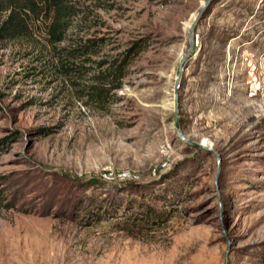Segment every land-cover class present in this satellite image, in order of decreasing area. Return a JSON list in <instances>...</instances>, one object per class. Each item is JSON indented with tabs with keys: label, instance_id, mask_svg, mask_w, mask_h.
Here are the masks:
<instances>
[{
	"label": "rangeland",
	"instance_id": "rangeland-1",
	"mask_svg": "<svg viewBox=\"0 0 264 264\" xmlns=\"http://www.w3.org/2000/svg\"><path fill=\"white\" fill-rule=\"evenodd\" d=\"M204 2L0 36V264H264V0L207 5L177 131Z\"/></svg>",
	"mask_w": 264,
	"mask_h": 264
},
{
	"label": "trees",
	"instance_id": "trees-1",
	"mask_svg": "<svg viewBox=\"0 0 264 264\" xmlns=\"http://www.w3.org/2000/svg\"><path fill=\"white\" fill-rule=\"evenodd\" d=\"M0 4L5 5L6 12L0 21L2 38L25 35L30 25L35 26L36 22H42L46 24L47 34L58 43L63 41L68 20L75 14L72 0H5L0 1Z\"/></svg>",
	"mask_w": 264,
	"mask_h": 264
},
{
	"label": "water",
	"instance_id": "water-1",
	"mask_svg": "<svg viewBox=\"0 0 264 264\" xmlns=\"http://www.w3.org/2000/svg\"><path fill=\"white\" fill-rule=\"evenodd\" d=\"M212 0H205L203 6L200 8V10L197 12L195 18L190 23L189 29H188V49L187 51L182 55L180 62L176 68L175 71V87H174V118H175V128L177 131H179L178 124L176 122V108H177V92H178V81L181 74V71L183 70V62L187 59V57L193 52L194 48V28L196 23L199 21L201 16L203 15L207 5Z\"/></svg>",
	"mask_w": 264,
	"mask_h": 264
},
{
	"label": "bare ground",
	"instance_id": "bare-ground-1",
	"mask_svg": "<svg viewBox=\"0 0 264 264\" xmlns=\"http://www.w3.org/2000/svg\"><path fill=\"white\" fill-rule=\"evenodd\" d=\"M203 143H205V141Z\"/></svg>",
	"mask_w": 264,
	"mask_h": 264
}]
</instances>
